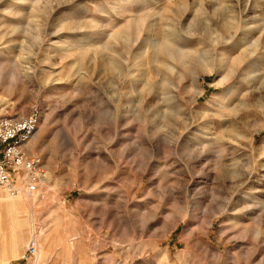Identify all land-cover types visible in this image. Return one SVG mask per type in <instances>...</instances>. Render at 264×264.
I'll list each match as a JSON object with an SVG mask.
<instances>
[{"label": "rangeland", "instance_id": "374dc122", "mask_svg": "<svg viewBox=\"0 0 264 264\" xmlns=\"http://www.w3.org/2000/svg\"><path fill=\"white\" fill-rule=\"evenodd\" d=\"M34 109L0 264H264V0H0V116Z\"/></svg>", "mask_w": 264, "mask_h": 264}, {"label": "built area", "instance_id": "2783aa9c", "mask_svg": "<svg viewBox=\"0 0 264 264\" xmlns=\"http://www.w3.org/2000/svg\"><path fill=\"white\" fill-rule=\"evenodd\" d=\"M39 126L40 112L36 109L25 118L0 116V199L33 195L46 180V163L40 156L29 155L28 150ZM35 253L36 245H31L27 256Z\"/></svg>", "mask_w": 264, "mask_h": 264}, {"label": "bare ground", "instance_id": "6f19581e", "mask_svg": "<svg viewBox=\"0 0 264 264\" xmlns=\"http://www.w3.org/2000/svg\"><path fill=\"white\" fill-rule=\"evenodd\" d=\"M35 138V137H34ZM33 138V139H34ZM2 199V198H1ZM35 242H33L31 245H36V243H37V245H38V242L36 241V240H34ZM31 245H29V246H31Z\"/></svg>", "mask_w": 264, "mask_h": 264}]
</instances>
